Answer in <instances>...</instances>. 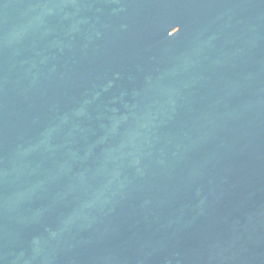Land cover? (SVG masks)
<instances>
[{
    "label": "water",
    "instance_id": "water-1",
    "mask_svg": "<svg viewBox=\"0 0 264 264\" xmlns=\"http://www.w3.org/2000/svg\"><path fill=\"white\" fill-rule=\"evenodd\" d=\"M0 264H264V0H0Z\"/></svg>",
    "mask_w": 264,
    "mask_h": 264
}]
</instances>
